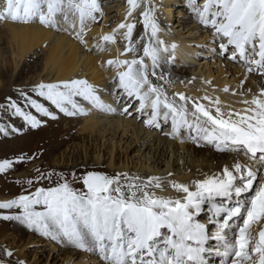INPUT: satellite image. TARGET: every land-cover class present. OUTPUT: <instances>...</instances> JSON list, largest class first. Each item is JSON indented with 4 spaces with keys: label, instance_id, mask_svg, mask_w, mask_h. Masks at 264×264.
<instances>
[{
    "label": "snow or ice",
    "instance_id": "obj_1",
    "mask_svg": "<svg viewBox=\"0 0 264 264\" xmlns=\"http://www.w3.org/2000/svg\"><path fill=\"white\" fill-rule=\"evenodd\" d=\"M189 2L199 23L212 32L213 51L218 49L226 59L242 61L247 72L264 76V0ZM128 3L132 10L138 7L137 0ZM100 11L97 0H4L0 21H38L54 27L58 15L67 20L68 13L78 14L76 37L86 46L85 22L95 21V13ZM141 15L147 33L143 55L137 58V50L127 46L125 52H132V59L107 62L117 69L113 81L117 96L128 100L123 113L131 115L129 109L138 102L135 111L144 114L147 110L149 118L145 123L149 126L159 127L161 120L170 121L172 136L187 130L195 133L191 138L197 142L212 144L221 152L243 154L255 166L235 162L231 169L225 165L219 175L194 180L191 186L171 182V187L183 194L176 198L156 194L154 189L162 188L159 177L142 180L127 173L109 176L88 171L81 178L83 188L77 190L61 174V182L55 186L37 187L34 192L0 201V210L17 212L0 218L19 221L54 242L94 252L101 264H210L207 257L213 254L222 258L221 264H264V229L249 250L250 241L255 240L251 226L264 221V89L243 99L245 107L239 110L224 111L218 97L207 95L193 99L175 93L170 98L162 86L150 79H164L163 74L157 76L156 69L161 53L168 48L162 47L164 42L158 37L159 28L151 10L146 7ZM134 27L132 23L119 25L126 29L129 45L133 44ZM103 40L115 42L114 35H105ZM145 58L151 61V68ZM80 100L103 111H116L101 100L95 85L80 79L41 82L30 91L20 89L18 99L6 98L3 110L11 109L35 129L45 118L57 119V112L70 117L87 115ZM200 100L207 101V105ZM0 132L9 134L4 127ZM32 159L35 157L21 156L17 162ZM11 168L13 161L0 162V173ZM37 172V177L27 181L29 188L43 180L51 181L56 175L54 170ZM248 193L253 194L246 196ZM205 205L211 212L208 223L197 219ZM209 241H214L215 246ZM6 254L12 256L11 251Z\"/></svg>",
    "mask_w": 264,
    "mask_h": 264
},
{
    "label": "bare ground",
    "instance_id": "obj_2",
    "mask_svg": "<svg viewBox=\"0 0 264 264\" xmlns=\"http://www.w3.org/2000/svg\"><path fill=\"white\" fill-rule=\"evenodd\" d=\"M3 3L4 0L0 3L1 6ZM159 3L162 18L168 24L169 29L167 30L158 26V37L166 41L170 54L177 61L191 63L202 53L201 50L203 51V49L200 50L199 48L205 45L207 39L212 42V38H208L207 34L201 35L198 32H190L187 36L177 32L176 28L179 25L176 26L177 18L175 17H179L178 13L181 10L172 5L174 2L171 0H160ZM126 11L127 7H124L117 14L120 13L124 17ZM175 11L178 13L174 15L173 20ZM106 20L107 18L103 20L102 24L95 27L87 28L88 25H85L84 39L87 41L86 46L76 37V32L79 31L80 27L79 19H73L71 13H68L67 20L58 15L57 21L59 22L54 27H48L39 22L29 24L11 21L5 22V27L9 33L8 44L15 50L14 59L16 61L24 60L35 47L42 48L46 51L43 72L47 70V82L54 83L73 79L86 80L96 86L101 100L106 105H111L112 108L116 109V111H103L93 107L88 101H84V109L88 113L85 118L80 119L77 117L79 115L71 117L65 115L66 121L47 118V127L34 130L36 132L30 133L23 139V145L28 147L29 143L24 141H32V135L42 134L44 137L47 136V163L57 155H60L61 158L64 157L70 143L76 141L84 142L89 137H95V141H102L103 147L107 143L105 147L109 148L107 160L105 159V155L101 154V151L103 152L104 149L100 148L99 153L87 164L77 163L71 168L63 167L55 169H49V166H47L48 172L54 170L57 175L56 177L53 176V181L47 182V186H55L57 184L56 180H60V175L63 174L67 177L72 187L81 190V186L77 185L75 178L71 177V175H76L82 169L93 167L96 170L104 169L103 171L110 176L117 173H127L129 176L140 177L142 180H147L149 177H159L162 188L154 189L156 194L158 196L176 198L183 194L177 193L171 187V182L186 183L191 186V182L194 180L203 179L208 175H219L225 165L229 166L230 169L235 162L249 165L251 163L249 161L251 160L247 156L234 152H221L212 144H207L203 141L197 142L191 138L195 133L190 134L187 130H183L181 134L175 137V143L168 141V137H171V139L174 137L172 135L166 136V134L171 133V127L165 126L159 129L145 123L149 115L147 110L144 114H139L135 111V107H138V102H136L134 108L129 109V112L132 113L131 115L123 113L122 109L128 100L126 97L117 96L116 84L113 82L117 75V69L115 65H109L107 62L109 60H123L129 55L125 54L119 45L112 42V46L108 52L104 51L100 56H97L98 46L96 43H98V37H101L103 40L105 35H111V32L105 27ZM73 24L76 25L75 29L72 27ZM138 25L143 26V20L138 21ZM140 42L141 39L138 40L135 46L133 45L137 50L136 54L139 53L138 49L143 47V44ZM172 45H176V47L173 49ZM212 45L211 43L209 47L211 48V52H213L214 48ZM91 46L94 47L92 53L89 52ZM136 56L138 58L141 55L137 54ZM199 61L200 63L202 62V60ZM216 63L218 66H213L214 69L216 67V71L211 67V64H207L209 66L205 64L207 68L204 71L196 68L200 76L195 77L193 80H191V75V79L187 74L176 75L169 67L162 68L164 71L160 68V74H163L164 78H166V84L157 80L156 77H150V79H152L154 84L162 86L170 98L175 93H183L186 97L193 99H199L205 95L212 98L218 97L224 111L242 109L245 107L242 104L243 99H250L253 94H259L260 89L256 86L254 87V83H252L253 75L249 74L250 77L248 78L246 72L234 69V72L231 71L229 78L228 72L231 69H224V64L221 62L220 57ZM34 65L37 66L36 63L26 61L22 69L14 75L13 78L16 84L14 83V88L9 93H3V105H5L7 97L15 99L14 95L16 96L18 90L24 89L28 91L29 88H25L19 84L20 79L30 72H37L39 75L42 73V70ZM4 66L6 65L4 64ZM8 70L7 66L0 67L1 87L7 86L6 76L8 75ZM195 71L191 72L195 74ZM226 87L229 89L228 92L224 91ZM249 89L251 90L250 92L248 91ZM119 98L121 99L119 100ZM18 102L22 105L24 104L23 100H18ZM200 102L206 105L208 103L203 100H200ZM2 115L7 117L16 116L11 109L3 111ZM142 115H144V121L141 119L143 122L140 120ZM162 124L165 123L162 121ZM11 130L14 131L15 129L10 128ZM45 131L47 132L44 133ZM117 151L123 153L122 158L116 156ZM29 153L33 155L35 151ZM103 156L104 161H102ZM133 157L138 160L136 165L133 164ZM130 162L133 164L132 169H130ZM250 165L255 166L253 163ZM16 184L19 189L22 187V190L27 189L24 188L25 185H23L21 180H17ZM205 211H208V208ZM197 219L202 223H208L204 212ZM12 228L16 229L20 234L28 232L38 233L16 220L12 221ZM260 228L263 229L264 224L257 225L255 230L256 239L250 241L249 244L250 251L254 244L259 241V232L262 230ZM212 231H215V229L213 228ZM251 234L252 236L254 235L253 233ZM209 243L211 244V241ZM211 245L215 246V243ZM62 246L65 250L63 251L65 258L60 264H101V261L98 260V254L94 252L84 250L86 252L82 253V250L66 243L62 244ZM2 252L5 256H8L6 254L7 250L2 249ZM87 252L90 254L87 255ZM214 259L215 264H221V257L216 256ZM17 262L21 264L20 260H17Z\"/></svg>",
    "mask_w": 264,
    "mask_h": 264
},
{
    "label": "rangeland",
    "instance_id": "obj_3",
    "mask_svg": "<svg viewBox=\"0 0 264 264\" xmlns=\"http://www.w3.org/2000/svg\"><path fill=\"white\" fill-rule=\"evenodd\" d=\"M174 3L175 7L179 8L181 12H176L173 14V20L174 15H179V17H175L176 19V26L179 25V27L176 28V31L183 34L188 35L190 32H198L199 34H207L208 38H213L212 32L209 31L207 28L203 27L199 21L196 18L195 13L192 11L190 7L189 0H171ZM3 0H0V3H2ZM97 2L100 4L101 11L95 13L96 20H87L85 25L87 28L99 26L103 23V20L107 18L105 27L111 32V35H114V41L113 43L119 45L121 50L125 52V48L127 46L134 47L138 40L143 36L144 39H141V42L144 46L145 42L147 41V33L143 26L138 25V21L143 20V16L141 15V12L147 7L151 10V13L153 15V18L158 26L163 27L164 29H169L168 24L165 22V20L162 18V12L160 10V0H137L138 7L134 10L131 9V6L128 3V0H97ZM1 6V4H0ZM113 6V7H112ZM111 7V8H109ZM124 7H127V11L123 16L122 14L117 12ZM104 8V9H102ZM131 11V15H129V12ZM73 19H79L78 14H73ZM121 17H120V16ZM196 18V19H195ZM194 19V20H193ZM38 22V21H37ZM59 22V21H58ZM34 23V22H33ZM121 23H132L135 25L133 29V44L129 45L127 39L125 38L126 29H120L119 25ZM118 26V27H117ZM190 29V30H189ZM150 31V30H149ZM63 32V30H62ZM9 33L5 27V22L0 21V67H8V75L6 76L7 80V86L1 87L2 83L0 80V127L7 128L9 130L8 135H4L3 132H0V162H2L4 159H8L13 161V168L6 170L4 173H0V201L4 200H10L11 198L14 199L22 192L31 191L34 192L37 187H49L47 186L48 180L40 181L39 183H34L31 188H29L27 181L29 179H33L39 175L37 172V169H40L42 172H48L47 166H49V169H55V168H71L73 165L79 163V164H87L89 161L94 159V156L99 153L100 148L104 149V151H101L102 155H105V159L107 160L109 152V148H105L102 146V141L100 140H94L95 137L87 138L84 142L82 141H76L74 143H70L68 149L66 150V154L64 157L61 158L58 155L52 159L50 162L47 163V136L44 137L42 134H34L32 135V141H24L28 144V147L23 145V139L28 136L32 132H36L34 130H37L39 128L47 127V118H45V122L42 123L41 127L39 128H31L28 124L25 123L22 117L14 116V117H7L2 115V112L4 111V105L2 104V98H4L2 95L3 93H9L10 90L14 88V83L16 84L14 80V75L23 67V64L26 61H30L31 63H36L42 71L40 75L37 72H30L26 76H24L22 79L19 80V84L23 87L29 88L28 91L31 90L32 86H34L37 83H52L47 82V70L43 72L44 69V58L46 51H44L42 48L35 47L31 53L28 54V56L22 60V61H16L14 59V48L8 44V36ZM160 40L164 42V46H168L166 41L159 37ZM7 40V41H6ZM98 43L96 45L98 46V53L97 56H100L104 51L108 52L110 50V47L112 46V42H106L102 40L101 37H98ZM101 45H100V44ZM211 40L207 39L205 42V45L200 47L201 54L196 57L195 60L191 61V63L186 62H180L177 61L171 54L168 49L167 52L161 53V61L159 65V71L158 68L156 69L157 76L161 75L160 68L169 67L171 71H173L176 75H184L187 74L190 78V75L192 76L190 79L193 80L195 77L200 76V73L197 69H200L201 71H204L207 66L211 64V67L214 69L213 66H218L216 63L217 59L220 57L221 62L224 64V69H231V71L234 72V69H238L239 71L246 72L248 74V78L250 75H253L252 83H254V87H258V89H262L264 87V76L256 74V72H247L246 67L244 66L243 62H233L230 59H226L223 55L219 54V50L211 52L210 44ZM213 44V43H212ZM134 45V46H133ZM212 47H215V45H212ZM101 48L103 50H101ZM168 48V47H167ZM143 47H140L138 49L137 54L143 55L142 51ZM94 51V47L91 46L89 49V52L92 53ZM125 54H128L129 56H126V59H132L133 53L132 52H125ZM136 54V55H137ZM215 55V56H213ZM137 57V56H136ZM199 60H202L200 63ZM145 62L149 65L151 68V61L145 58ZM204 62V63H203ZM214 65H213V64ZM4 64L6 66H4ZM197 64V65H196ZM205 64H209L205 66ZM18 67V68H16ZM215 67V71H216ZM197 68V69H196ZM18 69V70H17ZM203 69V70H202ZM163 70V69H162ZM196 70L195 74L193 72ZM164 71V70H163ZM192 73V74H191ZM241 74V73H240ZM250 74V75H249ZM195 75V76H193ZM257 76V77H256ZM164 77V76H163ZM164 78L162 81L164 84L167 83V81ZM18 84V83H17ZM4 91V92H3ZM14 95V94H13ZM15 99H18V93L16 96L14 95ZM121 98H119L120 100ZM83 100H80L79 103L82 108L85 107V104L83 103ZM63 113L57 112V119L60 121H64L66 118ZM142 115L140 117V120L143 119ZM80 119H83L86 117V115H79L77 116ZM62 119V120H61ZM66 121V120H65ZM142 121V120H141ZM144 121V119H143ZM142 121V122H143ZM165 127V126H163ZM10 128H14V131H10ZM44 130V129H43ZM45 131L44 133H46ZM42 133V132H41ZM109 137V136H108ZM107 137V138H108ZM173 139L169 138L168 141H172L175 143V138ZM32 147V148H31ZM31 148V149H30ZM35 151V154H30L28 152ZM21 156L25 157H35V159H32L26 163H20L17 162L18 158ZM117 157H123V153L120 151L116 152ZM105 160V161H106ZM102 161H104V156L102 158ZM133 164L136 165L138 160L134 159L133 157ZM250 164H254V162L249 161ZM130 162V169H132V165ZM53 165V166H52ZM255 165V164H254ZM139 167V166H138ZM94 169L93 167L85 168L80 170L76 175H71V177L75 178V181L77 185H80L81 188H83L82 180L81 178L86 174L88 171H96L100 173H105L102 169ZM107 174V173H105ZM109 175V174H107ZM57 175H54L56 177ZM110 176V175H109ZM53 177V180H54ZM21 180L23 185H25L24 188H27L25 190H22V188H17L16 181ZM51 180V181H53ZM61 182L60 180H56V183ZM51 186V185H50ZM4 195V196H3ZM6 197V199H5ZM37 210H41L40 206H37ZM205 213V212H204ZM17 214L16 210H0V217L4 215H14ZM206 217L209 216L207 213ZM12 221L13 220H5L0 218V264H18L17 260H20V262H23V264H60L61 261L65 258L64 252L65 251L62 247L61 243L54 242L49 238L44 237L41 234L36 233H26V234H20L17 232L16 229L12 228ZM6 222V223H5ZM11 223V224H10ZM264 224V221L261 223ZM210 230H213L212 226H209ZM10 228V229H9ZM214 232V231H213ZM256 236L255 232L251 231ZM30 233V234H29ZM28 234V235H27ZM21 235V236H19ZM31 237V238H30ZM37 238V239H35ZM41 241V242H40ZM215 243L214 241H211V244ZM3 250L11 251L12 257L5 256L2 252ZM82 253L86 252L84 250L81 251ZM90 253L87 252V255ZM211 255L208 258L210 261V264H215V257ZM220 258V257H219ZM100 260V259H98ZM36 261V262H34ZM58 262V263H57Z\"/></svg>",
    "mask_w": 264,
    "mask_h": 264
}]
</instances>
